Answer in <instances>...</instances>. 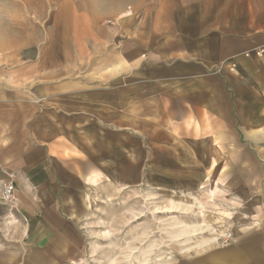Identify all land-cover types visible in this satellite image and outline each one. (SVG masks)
<instances>
[{"label":"crops","instance_id":"1","mask_svg":"<svg viewBox=\"0 0 264 264\" xmlns=\"http://www.w3.org/2000/svg\"><path fill=\"white\" fill-rule=\"evenodd\" d=\"M133 10L78 28L76 80L57 64L0 68V247L78 248L84 184L101 176L205 182L264 201L250 189L264 177V57L254 53L264 0H144ZM239 247L196 264H246Z\"/></svg>","mask_w":264,"mask_h":264},{"label":"rangeland","instance_id":"2","mask_svg":"<svg viewBox=\"0 0 264 264\" xmlns=\"http://www.w3.org/2000/svg\"><path fill=\"white\" fill-rule=\"evenodd\" d=\"M142 1L0 0V68L57 64L67 66L69 79L76 80L83 63L78 60V28L85 23L92 31L94 19L112 24L129 10L132 17L133 5ZM118 8L123 12L115 14ZM84 44L80 47H92ZM100 180L94 186L84 184V209L76 220L78 248L0 247V264H196L220 248L228 249L230 257L237 251L231 248L238 246L246 264H264L263 200L241 201L205 182L169 189L108 183L103 176ZM250 189L264 194V177ZM161 209L172 211L155 212ZM181 224L183 228L177 227ZM257 257L262 260L254 261Z\"/></svg>","mask_w":264,"mask_h":264},{"label":"built area","instance_id":"3","mask_svg":"<svg viewBox=\"0 0 264 264\" xmlns=\"http://www.w3.org/2000/svg\"><path fill=\"white\" fill-rule=\"evenodd\" d=\"M254 53L257 56L264 57V45L256 47ZM14 190L15 185L12 181L4 182L1 188V200L10 202L13 199Z\"/></svg>","mask_w":264,"mask_h":264},{"label":"bare ground","instance_id":"4","mask_svg":"<svg viewBox=\"0 0 264 264\" xmlns=\"http://www.w3.org/2000/svg\"><path fill=\"white\" fill-rule=\"evenodd\" d=\"M172 208H173V207H172ZM165 211H166V212H168V211L170 212V211H172V209H165V210H162V209H161V210H156L155 212H156V213H160V212H165ZM171 227H172V226H171ZM177 227H179V228H183L184 225L181 224V225H178ZM192 230H193V229H192ZM183 231H187V230L185 229V230H183ZM183 234H184V233H183ZM181 235H182V234H180V236H181ZM174 236H175V235H174ZM110 264H112V263H110Z\"/></svg>","mask_w":264,"mask_h":264}]
</instances>
